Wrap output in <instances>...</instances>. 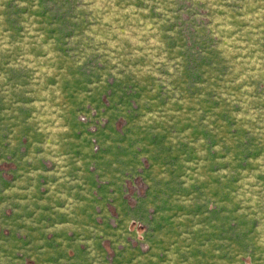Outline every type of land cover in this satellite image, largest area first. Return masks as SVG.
Instances as JSON below:
<instances>
[{"label":"rangeland","instance_id":"374dc122","mask_svg":"<svg viewBox=\"0 0 264 264\" xmlns=\"http://www.w3.org/2000/svg\"><path fill=\"white\" fill-rule=\"evenodd\" d=\"M0 211L29 263L264 264V0H0Z\"/></svg>","mask_w":264,"mask_h":264},{"label":"crops","instance_id":"0c3cea01","mask_svg":"<svg viewBox=\"0 0 264 264\" xmlns=\"http://www.w3.org/2000/svg\"><path fill=\"white\" fill-rule=\"evenodd\" d=\"M1 219H8L9 215L7 212L0 211ZM16 231V230H15ZM37 249L36 245L31 242H18V243H4L0 244V251L7 252L5 254L6 258L3 260V264H34V259L30 260V263L25 259V255L19 254L21 251H35ZM21 257H24L21 259ZM24 260V261H23ZM33 261V262H32ZM38 264H46L47 260H39ZM49 262V261H48ZM36 263V262H35Z\"/></svg>","mask_w":264,"mask_h":264}]
</instances>
